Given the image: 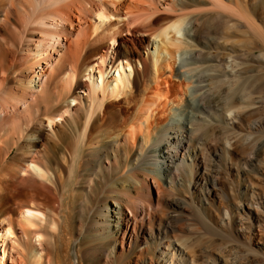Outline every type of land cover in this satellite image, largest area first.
Wrapping results in <instances>:
<instances>
[{
    "label": "bare ground",
    "instance_id": "obj_1",
    "mask_svg": "<svg viewBox=\"0 0 264 264\" xmlns=\"http://www.w3.org/2000/svg\"><path fill=\"white\" fill-rule=\"evenodd\" d=\"M256 225L264 0H0V264H264Z\"/></svg>",
    "mask_w": 264,
    "mask_h": 264
},
{
    "label": "rangeland",
    "instance_id": "obj_2",
    "mask_svg": "<svg viewBox=\"0 0 264 264\" xmlns=\"http://www.w3.org/2000/svg\"><path fill=\"white\" fill-rule=\"evenodd\" d=\"M166 11L167 10H164V7L163 6H160V10L158 12L159 13H164ZM113 19L116 20V18H113ZM120 19L123 20L122 22H124V21L126 22V19L127 18H126V16H121ZM179 35H180L179 37H181L182 39H184V42L185 43H189L191 45V47L190 48H187L186 47L187 50H182L181 52H179V53L176 54V60H177L176 67H177V71H179V72L181 71L180 74L183 77L189 78V76L191 75V72L189 70H187V64L189 62H191V59L188 57L189 56V52H190V51L188 52V50L189 49H194V47L195 48H199V44L196 43V42H194L191 39L192 31H191V29H190V27H189L188 24H184L183 25V28L180 30V34ZM205 64H207V63H205ZM205 64H203V65H205ZM175 77L176 76H172V73H169L168 76H167V79L168 80H172V79L174 80ZM160 86H161V89L164 90V92L167 91L168 86H167L166 83H161ZM177 88H180V86H177ZM153 89H154V91H157V90H159V87L158 88L154 87ZM177 100L178 99L175 98L174 101L177 102ZM160 101L164 102L162 100V98H160ZM182 106L183 105H181V104L180 105H177V106L165 105L164 107H162V110H161L162 114H161V117H159V118H162V120H165L166 117L169 116V112H170L169 111V108L170 107H174V109L172 111H176V113H179V116L182 117L183 120H186V117H188V116L191 115V109L192 108H190V107L189 108L188 107H184V111H182V109H183ZM177 107H179V109H177ZM242 167H243L242 164L239 165L240 172H243ZM241 177H244V174L243 173L241 174ZM237 180H238L237 177H235L234 178V181L232 182L233 184L232 183L229 184V190H231L230 185H232V187H234L235 192L238 193V191L244 190V184L245 183H244V181L241 182V186L237 190V188L235 186V185H237ZM253 181H254L253 186H250L249 189H248L250 192L253 191V190H257L260 187L259 184L257 183V180L255 178H253ZM221 214H222V216L224 218H227V215H226V213H225L224 210H222ZM70 221H73V220L70 219ZM70 221H68V223ZM71 223L76 224V221H73ZM19 232L20 231L17 229L16 230V234L19 235ZM219 232H221V230H219ZM221 233L222 234L218 238L221 239L222 241H226L227 240V237L223 234V232H221ZM72 234L73 233H69V234H67L64 237L65 243L63 245H61L62 248L63 247H66V246H68L70 248V246H71L70 245V241L73 240ZM249 235H250L251 239L253 240V244L255 246L261 248L262 250H264V226L263 225H256L255 228L250 232ZM46 239H50V238L49 237H46ZM237 244H239V243L234 242V247H236ZM241 249H243L242 246H241ZM12 252H13V255H14V258H15L14 264H20V263H23V261H25L23 255L18 254L16 252V249L12 250ZM251 259L253 261L252 264H258V262H257L256 259H253L252 257H251ZM76 262H77V260H76V258H74L73 259V263L76 264ZM9 264H10V261H9Z\"/></svg>",
    "mask_w": 264,
    "mask_h": 264
}]
</instances>
